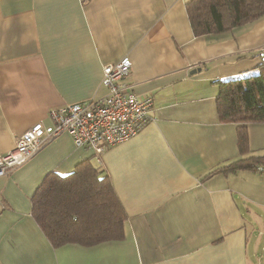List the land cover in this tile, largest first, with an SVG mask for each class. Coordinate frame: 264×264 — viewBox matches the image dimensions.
<instances>
[{
	"label": "crops",
	"instance_id": "0c3cea01",
	"mask_svg": "<svg viewBox=\"0 0 264 264\" xmlns=\"http://www.w3.org/2000/svg\"><path fill=\"white\" fill-rule=\"evenodd\" d=\"M190 1L0 0V155L52 109L105 97L103 68L125 57L123 82L154 98L149 123L100 163L64 133L0 177V264H264V172L220 170L242 154L238 125L218 113L219 82L264 63V17L197 37ZM248 132L250 155H263L264 123ZM84 161L108 175L123 239L54 248L34 194Z\"/></svg>",
	"mask_w": 264,
	"mask_h": 264
},
{
	"label": "trees",
	"instance_id": "16d2710c",
	"mask_svg": "<svg viewBox=\"0 0 264 264\" xmlns=\"http://www.w3.org/2000/svg\"><path fill=\"white\" fill-rule=\"evenodd\" d=\"M187 12L195 36L220 34L264 17V0H191ZM259 73L219 82L221 121L238 125L242 158L220 170L264 172V154L250 155L248 125L264 123V63ZM32 214L54 248L91 247L124 236L126 211L105 171L91 161L67 175L50 173L36 190Z\"/></svg>",
	"mask_w": 264,
	"mask_h": 264
},
{
	"label": "built area",
	"instance_id": "2783aa9c",
	"mask_svg": "<svg viewBox=\"0 0 264 264\" xmlns=\"http://www.w3.org/2000/svg\"><path fill=\"white\" fill-rule=\"evenodd\" d=\"M129 57L103 68L105 97L52 109L50 124L37 123L16 140L14 150L0 155V177L23 167L47 144L64 133L77 148L93 151L100 163L107 148L136 136L150 121L152 96H138L123 82L131 72Z\"/></svg>",
	"mask_w": 264,
	"mask_h": 264
},
{
	"label": "water",
	"instance_id": "95a60500",
	"mask_svg": "<svg viewBox=\"0 0 264 264\" xmlns=\"http://www.w3.org/2000/svg\"><path fill=\"white\" fill-rule=\"evenodd\" d=\"M199 71H201V69H198V70H194L193 72H191V73H197V72H199Z\"/></svg>",
	"mask_w": 264,
	"mask_h": 264
},
{
	"label": "rangeland",
	"instance_id": "374dc122",
	"mask_svg": "<svg viewBox=\"0 0 264 264\" xmlns=\"http://www.w3.org/2000/svg\"><path fill=\"white\" fill-rule=\"evenodd\" d=\"M244 27V26H243Z\"/></svg>",
	"mask_w": 264,
	"mask_h": 264
}]
</instances>
